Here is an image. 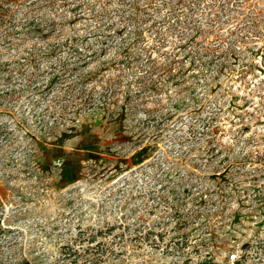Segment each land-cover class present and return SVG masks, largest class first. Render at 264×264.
I'll use <instances>...</instances> for the list:
<instances>
[{
    "label": "rangeland",
    "instance_id": "obj_1",
    "mask_svg": "<svg viewBox=\"0 0 264 264\" xmlns=\"http://www.w3.org/2000/svg\"><path fill=\"white\" fill-rule=\"evenodd\" d=\"M0 264H264V0H0Z\"/></svg>",
    "mask_w": 264,
    "mask_h": 264
}]
</instances>
